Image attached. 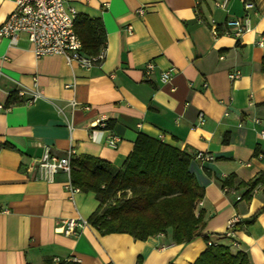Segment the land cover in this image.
Returning a JSON list of instances; mask_svg holds the SVG:
<instances>
[{"label": "crops", "instance_id": "crops-1", "mask_svg": "<svg viewBox=\"0 0 264 264\" xmlns=\"http://www.w3.org/2000/svg\"><path fill=\"white\" fill-rule=\"evenodd\" d=\"M250 1L246 12L243 0H70L77 15L99 20L105 32L104 58L89 69L57 55L34 58L24 34L15 45L0 38V105L8 108L0 109V264H193L207 248L204 235L264 264V212L244 225L264 206V184L249 201L238 186L264 175V47L256 44L264 38V0ZM13 9L14 0H0V25ZM245 14L250 32L223 34L226 20ZM169 68L173 76L162 83ZM235 71L239 77L230 80ZM18 90L25 92L20 99ZM34 91L40 97L25 104ZM199 113L205 121L196 126ZM98 120L104 127L93 125ZM140 134L190 157L188 171L203 192L194 211L199 236L175 244L168 229L140 241L101 235L89 224L65 236L63 220L87 221L99 202L91 192L71 195L60 171L51 181L40 177L45 149L120 168ZM110 136L118 138L115 147ZM197 152L214 160L200 163ZM230 176L231 186L222 188ZM230 222L241 224L234 238L224 236Z\"/></svg>", "mask_w": 264, "mask_h": 264}, {"label": "trees", "instance_id": "trees-1", "mask_svg": "<svg viewBox=\"0 0 264 264\" xmlns=\"http://www.w3.org/2000/svg\"><path fill=\"white\" fill-rule=\"evenodd\" d=\"M74 31L86 56L97 55L105 47V32L99 20L77 15ZM264 71V57L261 60ZM12 100L14 97L11 98ZM190 157L176 148L145 135H138L127 160L120 168L89 156L70 159V183L82 192L94 193L99 205L87 219L99 234L126 233L136 240L171 230L175 244H186L199 236L201 220L195 216V205L203 192L188 171ZM233 176L221 182L231 186ZM264 184V175L249 182L242 198L249 201L251 193ZM264 212L258 209L245 226L253 224ZM241 228L235 223L233 230ZM205 241L208 236H202ZM61 264H78L63 262ZM193 264H250L244 252L231 253L222 245L207 246Z\"/></svg>", "mask_w": 264, "mask_h": 264}, {"label": "built area", "instance_id": "built-area-1", "mask_svg": "<svg viewBox=\"0 0 264 264\" xmlns=\"http://www.w3.org/2000/svg\"><path fill=\"white\" fill-rule=\"evenodd\" d=\"M70 0H14V9L7 16L5 21L0 25V38H5L10 45H15L21 34H24L31 46V51L34 58L39 59L46 56L57 55L64 59L67 64L76 63L84 69H89L93 65L99 64L105 54V47H102L100 52L95 56H86L81 49V43L74 31V22L77 16L76 10L68 5ZM243 8L247 12L252 8L250 0H243ZM139 13H144V10H139ZM223 34L231 35L238 38L244 33L251 31L249 20L245 14L242 18H233L226 20L222 26ZM131 31V28H128ZM211 35L216 38L218 30L216 27L210 28ZM257 46L264 47V38L256 41ZM154 65L147 63L144 66V74L150 75L153 73ZM173 76V68L162 71L160 73V81L168 82ZM230 80H235L239 77V72L235 71L229 74ZM206 87V84L203 85ZM20 99L25 95L23 90L16 92ZM40 93L37 91L31 92L27 99H24L25 104H32ZM76 103L72 102L71 107L75 108ZM0 109L8 110L0 105ZM87 109V107H84ZM205 117L202 113L198 114L196 126L204 124ZM95 127H104V123L100 120L93 124ZM69 131L71 126L67 124ZM264 134V131H262ZM118 142L116 136H110L107 143L111 147H115ZM72 151H69L66 156L56 158L49 154L45 149L42 157L37 161L39 176L47 181H51L53 176L58 171L64 173L68 182L65 189L72 195L79 190L74 187L69 180L70 159ZM193 158L200 163L211 162L214 157L208 153L197 152ZM198 204H200L198 202ZM236 222H230L228 229L224 233L227 238H234L233 226ZM87 221L80 218H69L63 220L61 224L62 233L65 236L76 234L77 231L87 225ZM214 245L210 240L206 241V246ZM231 245L236 247V243L232 241ZM53 264H61L58 258L53 259Z\"/></svg>", "mask_w": 264, "mask_h": 264}]
</instances>
